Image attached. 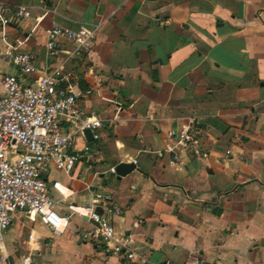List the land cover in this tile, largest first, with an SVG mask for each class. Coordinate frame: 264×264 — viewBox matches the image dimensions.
Returning a JSON list of instances; mask_svg holds the SVG:
<instances>
[{
	"label": "crops",
	"instance_id": "crops-1",
	"mask_svg": "<svg viewBox=\"0 0 264 264\" xmlns=\"http://www.w3.org/2000/svg\"><path fill=\"white\" fill-rule=\"evenodd\" d=\"M21 5L30 16L0 34V54L28 37L20 47L37 74L53 62L49 28L98 25L89 55L67 67L83 112L103 120L101 138H79L90 155L71 173L50 170L47 185L62 214L111 193L120 211L108 217L135 256L83 242V216L54 235L17 211L0 264H264V0H0ZM15 72L0 58V74ZM182 126L200 131L209 155L186 151L174 166L159 152ZM121 162L135 168L119 177Z\"/></svg>",
	"mask_w": 264,
	"mask_h": 264
},
{
	"label": "built area",
	"instance_id": "built-area-1",
	"mask_svg": "<svg viewBox=\"0 0 264 264\" xmlns=\"http://www.w3.org/2000/svg\"><path fill=\"white\" fill-rule=\"evenodd\" d=\"M30 16L28 6H0V34L6 39L8 26H17ZM98 25H79L77 28L55 24L47 30L45 49L53 60L49 67L37 74L36 55L21 49L27 40L16 38L7 42L8 48L0 58L15 68V73L0 74V260L5 261L3 240L10 228L13 214L24 212L30 221L38 220L54 235L63 233L74 215H80L91 227L79 231L80 239L101 247L106 253L133 260L129 234H117L108 215L120 211L111 193L97 194L91 203L78 208L67 205L66 213H59L56 201L49 193L47 173L56 170L71 173L77 163L91 153L84 130L93 140L101 138L103 120L94 113L85 114L74 90L77 74L67 63L81 61L91 52ZM68 42L70 45L64 44ZM190 152L197 159L209 152L201 146L200 131L182 126L169 132V141L161 153L170 155V163L178 166L179 156ZM230 151L227 150L226 154ZM136 163V160H133ZM115 172L114 168H111ZM58 188L59 183L54 181ZM104 208L105 213L98 210ZM31 249L38 248L33 232L26 237ZM23 264H31L29 257ZM162 264H171L167 261ZM194 264H200L195 261Z\"/></svg>",
	"mask_w": 264,
	"mask_h": 264
},
{
	"label": "water",
	"instance_id": "water-1",
	"mask_svg": "<svg viewBox=\"0 0 264 264\" xmlns=\"http://www.w3.org/2000/svg\"><path fill=\"white\" fill-rule=\"evenodd\" d=\"M84 135H85V138H86L87 141H92L93 140L90 130L85 129L84 130ZM134 168H135V165L133 163H131V162L130 163L121 162V163L117 164L114 167V170H115V173L119 177H121V176H125L126 174L131 172Z\"/></svg>",
	"mask_w": 264,
	"mask_h": 264
}]
</instances>
